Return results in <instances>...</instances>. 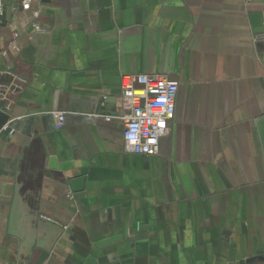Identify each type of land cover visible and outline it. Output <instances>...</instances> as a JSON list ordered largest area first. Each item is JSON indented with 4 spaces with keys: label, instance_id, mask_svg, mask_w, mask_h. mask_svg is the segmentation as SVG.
I'll use <instances>...</instances> for the list:
<instances>
[{
    "label": "crops",
    "instance_id": "0c3cea01",
    "mask_svg": "<svg viewBox=\"0 0 264 264\" xmlns=\"http://www.w3.org/2000/svg\"><path fill=\"white\" fill-rule=\"evenodd\" d=\"M21 1L0 20V264H264V0ZM123 75L178 85L156 156L98 116Z\"/></svg>",
    "mask_w": 264,
    "mask_h": 264
},
{
    "label": "built area",
    "instance_id": "2783aa9c",
    "mask_svg": "<svg viewBox=\"0 0 264 264\" xmlns=\"http://www.w3.org/2000/svg\"><path fill=\"white\" fill-rule=\"evenodd\" d=\"M3 1L0 0V20L3 16ZM30 2L31 0H22V9L29 10ZM32 16V28L38 33H43L37 25L39 13L33 12ZM253 41H264V35H254ZM177 88V83L162 75H123L120 77L119 96L122 113L118 116H98L105 121H118L122 125L124 148L127 151L134 155L156 156L159 140L169 134L168 123L173 118ZM52 117L58 126H62V113H53ZM40 218L51 222L47 217ZM62 228L68 229L67 226Z\"/></svg>",
    "mask_w": 264,
    "mask_h": 264
},
{
    "label": "water",
    "instance_id": "95a60500",
    "mask_svg": "<svg viewBox=\"0 0 264 264\" xmlns=\"http://www.w3.org/2000/svg\"><path fill=\"white\" fill-rule=\"evenodd\" d=\"M250 21L252 23V26L254 28V32L256 34H260L263 32L262 19H261V16L259 14H251L250 15ZM256 129H257L258 136L260 139L261 148H262V156H263V161H264V116H262L260 119H258V121L256 123ZM82 184H83V178L82 177H74V178L69 180V185L74 192L81 191L83 188ZM115 240H116V237L109 238V239H106V240H103V241L96 243L93 247L99 248V247L111 244Z\"/></svg>",
    "mask_w": 264,
    "mask_h": 264
}]
</instances>
